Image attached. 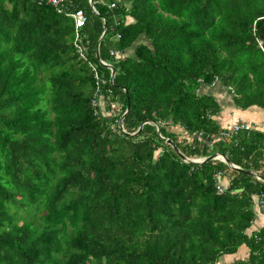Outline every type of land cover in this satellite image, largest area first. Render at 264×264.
Segmentation results:
<instances>
[{"label":"trees","instance_id":"trees-1","mask_svg":"<svg viewBox=\"0 0 264 264\" xmlns=\"http://www.w3.org/2000/svg\"><path fill=\"white\" fill-rule=\"evenodd\" d=\"M70 1L86 60L70 17L0 0V264H264V181L190 161L264 178V131L222 136L202 91L264 110V0Z\"/></svg>","mask_w":264,"mask_h":264},{"label":"crops","instance_id":"crops-1","mask_svg":"<svg viewBox=\"0 0 264 264\" xmlns=\"http://www.w3.org/2000/svg\"><path fill=\"white\" fill-rule=\"evenodd\" d=\"M66 7H67L66 8L67 12L75 10L72 8V3L70 0H67ZM68 17H70V16H68ZM129 20L130 19H128V21ZM73 41H74V38H73ZM128 52L132 53V50H129ZM213 85L214 86L210 87L209 89L203 87L202 91L208 90L209 92H211L216 97V99L218 101H220L222 103V109H221V112L219 113V115L217 116V118H218L219 123L223 126V128H225L226 126H229L235 122H244V123H248V124L252 125V127L255 129H259V130L264 131V110L263 109L258 108V107H251V108H248L246 110H241L237 107H234L233 105L229 104V103H231V97L228 94L227 90H225L224 88H221L217 83H213ZM111 103H114V102H111ZM111 103L109 105H111ZM99 104H100V108L103 111H105V109H104L105 101H99ZM116 110L111 111V108H110L109 114H111V113L115 114ZM119 120H120V118L118 120H115V122H117L118 128L120 129ZM121 129H123V128H121ZM222 182H224V184L228 183V186H229L228 178H225V179L223 178ZM253 198H254L253 209L255 211L256 217L254 219L252 226L248 230V232H251L253 230H256V229L264 226V213L260 212V208H258V206L256 205L257 195L253 196ZM238 249H241L240 255H238V256L235 255L238 253V250L236 253L232 254L233 256L232 255L231 256L225 255L224 260H226V262H224V263H230L232 261H235V260L240 259V258H245L247 256L248 248L245 245H241ZM218 264H220V263H218Z\"/></svg>","mask_w":264,"mask_h":264},{"label":"built area","instance_id":"built-area-1","mask_svg":"<svg viewBox=\"0 0 264 264\" xmlns=\"http://www.w3.org/2000/svg\"><path fill=\"white\" fill-rule=\"evenodd\" d=\"M34 1H36L38 4H42V3L50 4L56 9V11L58 13H65L66 15L70 16L73 19V22H74V41H73V43H74V46L76 48V51H77L79 57L81 59H83V60H86L84 48L79 42L80 37H79V31H78L79 28L81 26H83L85 24L86 20H87V17L85 15L83 9L78 8V9L72 10L70 12H67V10H66V8H67L66 7L67 0H34ZM109 6L113 7L114 4L110 3ZM92 8H93V10H95L94 7H92ZM110 54L116 56L118 54V52L116 50H110ZM89 65L91 66V68L93 70V73H94V76L97 79L98 78V74H97L96 67L94 65H91L90 63H89ZM110 108H111V111H114V110L117 109V106H116L115 103H111ZM251 128H253L252 125H250L248 123L235 122V123H233V124H231L229 126H226L224 129H222L220 134L222 136L228 137L231 134L237 132L238 130H241V129L248 130V129H251ZM122 130L123 129H121V131ZM199 135H201V133H199ZM215 177H217V179H218L217 185H216L217 192L221 193L225 188L228 187V183L224 184V182H222V173H221V171H217L215 173ZM263 201H264V192H260L257 195V198H256V205L258 206V208H262L263 207Z\"/></svg>","mask_w":264,"mask_h":264},{"label":"water","instance_id":"water-1","mask_svg":"<svg viewBox=\"0 0 264 264\" xmlns=\"http://www.w3.org/2000/svg\"><path fill=\"white\" fill-rule=\"evenodd\" d=\"M89 3L93 7V0H89ZM106 29H107V24H106V21H104V28H103V32H102V34L100 36V39L104 36V34L106 32ZM96 58H97V60L99 61V63L101 65H103V66H105V67L110 69V81H112L113 80V76H114V72H115L113 66L111 64H108V63L102 61L100 59L98 51L96 52ZM129 108H130V104H129V101H127L126 109H125L124 113L121 115L120 120H119L120 128H123V123H122L123 122V118L126 115V113L128 112ZM142 125H143V123L139 126L138 130L134 134H137L139 132V130L142 128ZM157 131H158V133L160 132L159 127L157 128ZM165 140H166L167 143L172 145V147L174 148L175 151L178 152V149H177V147L175 146V144L173 143L172 140H170L169 138H166ZM212 159H219V160L227 163L231 168H233V169H235L237 171L244 172V173H246L248 175H253V176H255V177L259 178V179H262L264 181V178L259 173H255V172H253L251 170L242 169L239 166L230 163L225 155H223L221 153H218V152H214V153H212L211 155H209L206 158L191 159L190 161L196 162V163H201V162L209 161V160H212Z\"/></svg>","mask_w":264,"mask_h":264},{"label":"rangeland","instance_id":"rangeland-1","mask_svg":"<svg viewBox=\"0 0 264 264\" xmlns=\"http://www.w3.org/2000/svg\"><path fill=\"white\" fill-rule=\"evenodd\" d=\"M20 218V217H19ZM21 219L22 218H20V221H21ZM35 223H36V225H38L37 223V221H35ZM240 250L241 249H238V253L237 254H235L236 256H238V255H240ZM231 256V255H230ZM229 256V257H230ZM233 256V255H232ZM224 257H225V255H222L219 259H218V263H220V264H225L224 262H226V260H224Z\"/></svg>","mask_w":264,"mask_h":264}]
</instances>
